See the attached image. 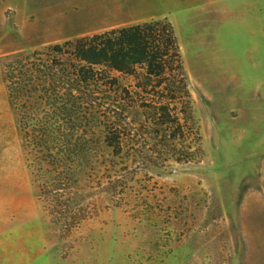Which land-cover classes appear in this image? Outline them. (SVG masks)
<instances>
[{
    "label": "rangeland",
    "instance_id": "374dc122",
    "mask_svg": "<svg viewBox=\"0 0 264 264\" xmlns=\"http://www.w3.org/2000/svg\"><path fill=\"white\" fill-rule=\"evenodd\" d=\"M151 21L173 30L186 99L144 87L143 66L73 56ZM8 64L92 114L69 198L81 222L51 220ZM110 101L127 108L120 155L103 144ZM0 264H264V0H0Z\"/></svg>",
    "mask_w": 264,
    "mask_h": 264
},
{
    "label": "trees",
    "instance_id": "16d2710c",
    "mask_svg": "<svg viewBox=\"0 0 264 264\" xmlns=\"http://www.w3.org/2000/svg\"><path fill=\"white\" fill-rule=\"evenodd\" d=\"M72 50L80 62L103 65L119 73L143 66L144 87L159 88L169 101L188 97L179 48L166 22L151 21L82 37L75 41ZM9 66H6L8 96L17 113L23 143L32 155L40 194L57 204L58 210L56 207L49 210L51 220L81 222L85 216L72 213L69 198L77 181V164L92 151L88 136L92 114L87 106L46 87L22 83ZM105 105L103 144L120 155L127 108L112 101ZM46 175H51V179L46 180Z\"/></svg>",
    "mask_w": 264,
    "mask_h": 264
}]
</instances>
